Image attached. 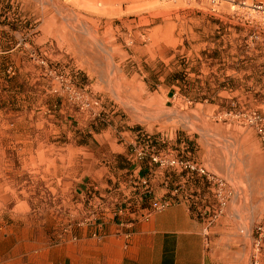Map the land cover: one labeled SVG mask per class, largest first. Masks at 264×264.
<instances>
[{"label":"rangeland","instance_id":"obj_1","mask_svg":"<svg viewBox=\"0 0 264 264\" xmlns=\"http://www.w3.org/2000/svg\"><path fill=\"white\" fill-rule=\"evenodd\" d=\"M259 2L37 0V7L51 10L53 40H62L67 55L53 60L50 96L39 95L30 81H0V264H50L52 252L81 228L86 208L77 206L74 186L100 159L109 163L100 158L98 130L117 123L134 131L175 115L187 128L181 137L189 132L204 140L212 154L208 170L227 179L233 202L255 205L259 220L237 226L249 233L253 263L264 193L258 201L239 196L237 178L245 169H264ZM170 91L178 95L167 103ZM161 105L181 112H162ZM144 134L137 135L133 154L157 155ZM170 152L191 160L187 151ZM257 153L258 160L251 157ZM161 172L182 177L175 189L191 202L185 175ZM257 254L264 264V249Z\"/></svg>","mask_w":264,"mask_h":264},{"label":"crops","instance_id":"obj_2","mask_svg":"<svg viewBox=\"0 0 264 264\" xmlns=\"http://www.w3.org/2000/svg\"><path fill=\"white\" fill-rule=\"evenodd\" d=\"M37 6V0H0V81H30L33 90L46 97L51 95L53 60L63 61L67 51L61 39L53 40L51 10L45 4ZM177 95L170 91L165 100L174 101ZM159 108L181 112L179 106ZM140 125L130 131L115 123L95 133L94 139L104 151L100 158L106 157L109 163L100 159L97 167L77 180V206L87 210L84 224L52 252L50 264H248L249 233L237 226L242 221L256 223L259 213L254 204L243 208L233 202L236 192L222 174L216 175L228 184L231 199L224 216L209 231L181 191L178 204L143 218L153 200L171 198L182 177L163 174L149 157L139 160L132 148L138 134L147 135L154 152L187 151L186 155L191 154V159L207 170L212 154L203 139L189 132L181 137V130L187 128L179 116ZM251 157L258 160L260 154ZM237 179L238 195L249 193L251 200L258 201L264 193V169H245ZM146 180L148 186L144 187ZM187 185L197 208L209 209L210 200L203 198V182L196 179ZM147 188L151 193L144 196ZM118 210H123L122 214H117Z\"/></svg>","mask_w":264,"mask_h":264},{"label":"built area","instance_id":"obj_3","mask_svg":"<svg viewBox=\"0 0 264 264\" xmlns=\"http://www.w3.org/2000/svg\"><path fill=\"white\" fill-rule=\"evenodd\" d=\"M254 9L264 12V4L254 3ZM147 152H140L138 159L144 160L149 157L151 163L157 165L158 169L163 171L167 169H178L188 181L201 180L205 186L203 192V198L205 201L210 200L209 209L197 208V202L191 198L190 204L196 209L204 219L206 230L209 231L225 214V211L229 205L231 199V192L228 189V184L224 179L210 172L205 167L196 163L193 159L187 160L179 158L174 155L173 152L164 154L158 153L157 155H148ZM143 186H148L147 180L143 182ZM180 190H175L171 195V198H162L153 200L150 207L147 209L144 219H149L152 215L164 212L166 209L174 204L180 202ZM151 193L149 188L145 189L143 195L148 196ZM86 210V209H85ZM87 211V210H86ZM85 211V212H86ZM123 210H118L117 214H122ZM84 222L79 223V227H82ZM256 253L253 254L252 264H259L258 254L261 249H264V217L262 221L256 226V238H255Z\"/></svg>","mask_w":264,"mask_h":264}]
</instances>
